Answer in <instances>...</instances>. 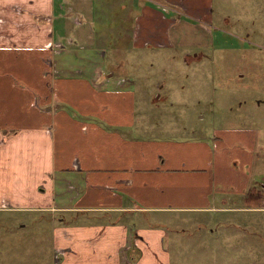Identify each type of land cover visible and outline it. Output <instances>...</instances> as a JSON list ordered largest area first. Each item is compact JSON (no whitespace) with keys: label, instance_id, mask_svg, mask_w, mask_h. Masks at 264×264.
Wrapping results in <instances>:
<instances>
[{"label":"crops","instance_id":"crops-1","mask_svg":"<svg viewBox=\"0 0 264 264\" xmlns=\"http://www.w3.org/2000/svg\"><path fill=\"white\" fill-rule=\"evenodd\" d=\"M216 1L0 0V215L49 214L53 264H170L151 216L264 212L260 130L139 134L116 74L128 49L214 47Z\"/></svg>","mask_w":264,"mask_h":264},{"label":"rangeland","instance_id":"rangeland-1","mask_svg":"<svg viewBox=\"0 0 264 264\" xmlns=\"http://www.w3.org/2000/svg\"><path fill=\"white\" fill-rule=\"evenodd\" d=\"M254 4L243 11L216 1L212 48L124 52L116 74L134 80L139 134L207 139L227 127H254L264 139V1ZM108 55L113 62L115 51ZM150 221L167 230L170 264H264V212L159 214ZM53 236L49 214L0 215V264H53Z\"/></svg>","mask_w":264,"mask_h":264},{"label":"built area","instance_id":"built-area-1","mask_svg":"<svg viewBox=\"0 0 264 264\" xmlns=\"http://www.w3.org/2000/svg\"><path fill=\"white\" fill-rule=\"evenodd\" d=\"M260 210L264 211V196L260 201Z\"/></svg>","mask_w":264,"mask_h":264}]
</instances>
